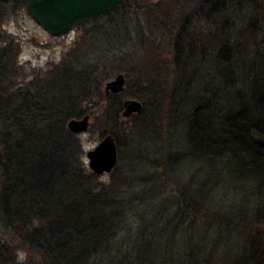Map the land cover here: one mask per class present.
Here are the masks:
<instances>
[{
    "label": "trees",
    "instance_id": "1",
    "mask_svg": "<svg viewBox=\"0 0 264 264\" xmlns=\"http://www.w3.org/2000/svg\"><path fill=\"white\" fill-rule=\"evenodd\" d=\"M8 1L24 7L27 0ZM204 4L213 7L207 21L216 13L224 19L230 7L254 6ZM184 13L180 26L165 27L170 63L135 85L142 109L125 121L119 93L104 95L72 67H58L33 88L32 80L16 82L15 45L0 44V264H264V76L222 68L218 104L217 94L190 95L201 64L192 31L200 12ZM235 18L243 24L241 12ZM232 51L224 37L217 63L231 66ZM160 71L172 79L163 97L155 91ZM96 96L100 134L118 146L123 136L151 138L185 124L183 150L167 159L176 187L152 216L141 213L147 198L162 194L152 160L118 163L107 182L82 162L80 139L66 123L88 113Z\"/></svg>",
    "mask_w": 264,
    "mask_h": 264
},
{
    "label": "rangeland",
    "instance_id": "2",
    "mask_svg": "<svg viewBox=\"0 0 264 264\" xmlns=\"http://www.w3.org/2000/svg\"><path fill=\"white\" fill-rule=\"evenodd\" d=\"M7 1L0 5V44L7 42L15 45V60L20 71V76L17 75L15 81L25 84L32 80L31 88L38 80L51 77L58 67H72L78 72L88 74L93 85L97 84L96 89L104 95L111 94L104 92L105 83L121 74L125 79L124 88L119 92L121 101H140L135 97L138 90L135 85H141L145 80L143 77L146 78L149 73L168 65L172 59V40L165 27H169L171 23L180 26L182 21L177 23L180 12L183 10L184 16H189L194 7L200 12V20L197 26L192 27V31L199 40L200 56L196 58L201 64L198 70L193 71L194 77H191L189 85L190 95L196 97L199 92V95L205 94L211 98L217 94L218 104V94H222V68H228L233 74L244 72L264 76V29L260 28L264 26V18L260 19L264 16V0H243L244 3L254 6L243 7L242 10L230 7L224 19L216 13L208 21L205 17L213 7L205 5V0H128L123 2L122 7L58 37L49 35L36 24L27 13L26 5L23 7L16 1ZM240 12L243 24L235 18ZM221 24H224L222 31L219 29ZM224 37L230 40L233 47L234 59L231 66L230 63L220 64L216 61L220 60L218 53ZM162 69L164 68L160 70ZM154 76L155 82L161 85L155 91H161L163 97L168 92L172 79L163 71ZM165 79L166 83L163 82ZM143 91L151 93L145 88ZM99 102L97 96L93 98L90 110L85 113L90 116V126L87 131L77 134L83 149L81 159L86 168V151L92 149L102 137L97 124L102 108ZM150 106L149 103L148 112H152L153 108ZM121 119L125 121L128 118ZM123 126L126 128L127 124ZM184 132L185 124L183 122L181 126L180 120L173 133L163 129L151 138L134 135V140L127 135L121 138L120 146L117 145V164L152 160L155 170L151 176H158L159 184L162 185L159 188L162 194L147 198L145 204L150 206L141 213L154 215L159 211L158 205L165 202L167 196L171 197L169 190L176 187V182L170 177L172 170L167 159L170 153L183 150ZM109 174H101L99 180L107 182ZM19 256L22 257L21 252Z\"/></svg>",
    "mask_w": 264,
    "mask_h": 264
},
{
    "label": "water",
    "instance_id": "3",
    "mask_svg": "<svg viewBox=\"0 0 264 264\" xmlns=\"http://www.w3.org/2000/svg\"><path fill=\"white\" fill-rule=\"evenodd\" d=\"M6 0H0L4 2ZM125 0H27L29 16L52 36L68 34L77 25L88 19L120 6ZM124 77L119 74L104 85L105 93H119L124 88ZM142 109V103L135 99L123 101L122 117L129 118ZM90 116L73 117L67 120V129L75 134L88 130ZM87 167L94 176L110 173L117 164L118 147L111 134H105L90 150L86 151Z\"/></svg>",
    "mask_w": 264,
    "mask_h": 264
},
{
    "label": "flooded vegetation",
    "instance_id": "4",
    "mask_svg": "<svg viewBox=\"0 0 264 264\" xmlns=\"http://www.w3.org/2000/svg\"><path fill=\"white\" fill-rule=\"evenodd\" d=\"M119 7V6H118ZM114 10V9H113ZM111 11V10H110ZM105 13H107V12H104V13H102V14H100V15H97V16H95V17H93V18H90V19H88L85 23H82V24H79V25H77L73 30H71L69 33H71V32H73L74 30H76V29H78L79 27H81L82 25H84V24H86V23H88L89 21H92V20H95V19H97V18H99L100 16H102L103 14H105ZM42 28V27H41ZM44 30V29H43ZM45 31V30H44ZM46 32V31H45ZM48 33V32H47ZM68 33V34H69ZM49 34V33H48ZM50 35V34H49ZM65 35H67V34H65ZM52 36V35H51ZM61 36V35H60ZM53 37H58V36H53Z\"/></svg>",
    "mask_w": 264,
    "mask_h": 264
}]
</instances>
